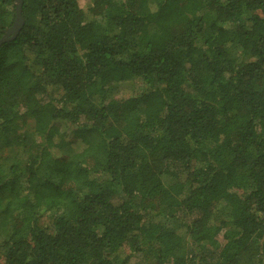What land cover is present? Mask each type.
I'll return each mask as SVG.
<instances>
[{
    "label": "trees",
    "instance_id": "obj_1",
    "mask_svg": "<svg viewBox=\"0 0 264 264\" xmlns=\"http://www.w3.org/2000/svg\"><path fill=\"white\" fill-rule=\"evenodd\" d=\"M21 1L0 264H264V0Z\"/></svg>",
    "mask_w": 264,
    "mask_h": 264
},
{
    "label": "water",
    "instance_id": "obj_2",
    "mask_svg": "<svg viewBox=\"0 0 264 264\" xmlns=\"http://www.w3.org/2000/svg\"><path fill=\"white\" fill-rule=\"evenodd\" d=\"M14 3H15V19L13 24L3 32V35L0 38V46L6 42L13 40L19 34L23 26V19L21 16L22 1L14 0Z\"/></svg>",
    "mask_w": 264,
    "mask_h": 264
},
{
    "label": "rangeland",
    "instance_id": "obj_3",
    "mask_svg": "<svg viewBox=\"0 0 264 264\" xmlns=\"http://www.w3.org/2000/svg\"><path fill=\"white\" fill-rule=\"evenodd\" d=\"M78 2H79V5H80L81 7L86 8V7H88V6H90V5L92 4L93 0H78ZM50 92L52 93L51 95H52L53 97H55V96L58 97V96L61 94V91L58 90V89H52ZM115 94H116V93L110 95L109 98L115 97V96H116ZM114 95H115V96H114ZM26 111H27L26 109L22 110V112H24V113H26ZM28 123H31L30 119L28 120ZM80 145H82L81 142L79 141V139H76V142L71 143V144L68 146V148H69V149H74V150H75V149H78V148L80 147ZM112 203H113L114 205H118V204H119V200H118L117 198H115V199H113ZM155 221H156V222H159V223H162V222H164V218H162L161 216H157V217L155 218ZM138 260H139V259H138L137 256H133L132 259L129 261L128 264H136Z\"/></svg>",
    "mask_w": 264,
    "mask_h": 264
}]
</instances>
